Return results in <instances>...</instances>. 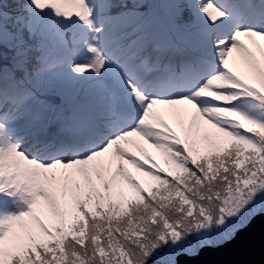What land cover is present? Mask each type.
Listing matches in <instances>:
<instances>
[{"label":"snow or ice","instance_id":"1","mask_svg":"<svg viewBox=\"0 0 264 264\" xmlns=\"http://www.w3.org/2000/svg\"><path fill=\"white\" fill-rule=\"evenodd\" d=\"M264 218V0H0V264H191Z\"/></svg>","mask_w":264,"mask_h":264},{"label":"water","instance_id":"2","mask_svg":"<svg viewBox=\"0 0 264 264\" xmlns=\"http://www.w3.org/2000/svg\"><path fill=\"white\" fill-rule=\"evenodd\" d=\"M191 264H264V218H258L225 249L205 250Z\"/></svg>","mask_w":264,"mask_h":264}]
</instances>
